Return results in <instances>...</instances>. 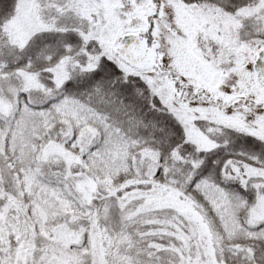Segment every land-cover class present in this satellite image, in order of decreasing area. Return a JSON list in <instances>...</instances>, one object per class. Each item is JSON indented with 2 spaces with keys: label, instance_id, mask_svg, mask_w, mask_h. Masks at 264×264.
<instances>
[{
  "label": "snow or ice",
  "instance_id": "obj_1",
  "mask_svg": "<svg viewBox=\"0 0 264 264\" xmlns=\"http://www.w3.org/2000/svg\"><path fill=\"white\" fill-rule=\"evenodd\" d=\"M0 264H264V0H0Z\"/></svg>",
  "mask_w": 264,
  "mask_h": 264
}]
</instances>
